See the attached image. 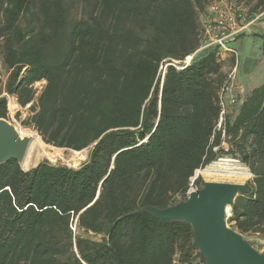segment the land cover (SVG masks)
<instances>
[{
  "label": "trees",
  "instance_id": "trees-1",
  "mask_svg": "<svg viewBox=\"0 0 264 264\" xmlns=\"http://www.w3.org/2000/svg\"><path fill=\"white\" fill-rule=\"evenodd\" d=\"M71 1L80 16L70 17L67 0H0L4 90L29 105L23 124L46 144L89 149L79 167L0 164V264L205 263L190 224L134 212L185 200L195 172L223 155L254 176L228 223L264 239V82L227 113L223 138L216 126L228 78L220 46L202 48L199 22L213 0ZM190 55L183 69H161ZM7 104L0 96V117L9 118Z\"/></svg>",
  "mask_w": 264,
  "mask_h": 264
},
{
  "label": "rangeland",
  "instance_id": "rangeland-1",
  "mask_svg": "<svg viewBox=\"0 0 264 264\" xmlns=\"http://www.w3.org/2000/svg\"><path fill=\"white\" fill-rule=\"evenodd\" d=\"M67 1L69 2L70 17L80 16L83 8L82 4L79 2H72L71 0ZM221 1L222 0H213L210 4H208L206 10L200 13L199 22H203L209 16L208 8L213 2L220 3ZM240 7L245 15H255L259 18L255 20L254 23L249 27L244 29L242 32L245 33L244 35H240L228 43V45L235 50L236 64L231 60L233 56L232 54L228 52H220L223 70L227 74L228 78V82L226 85H224L225 89H221L220 91V99L224 103L226 115L227 113L235 114L243 99L252 91V89L258 87L264 82V39L262 37V35L264 36V7L255 8L254 2L249 4L242 2ZM231 74L233 79L230 77ZM8 75L9 71L1 64L0 60V94L3 91L2 86L3 83L7 81ZM45 84V80L43 82L41 81L33 84V88L37 92L36 95L39 94ZM7 99V107L9 112L8 119L12 120L20 128V130L25 131V134L31 133L35 137L38 132L32 127L23 124V121L26 120L31 114L29 105L26 107H21L18 105L17 107L12 108L11 101L13 100V97H7ZM54 147L55 146L50 144H44L45 149L55 154L53 159H51L43 153L40 147L33 146L32 150H29L28 153L31 152V155L38 157V159L36 163L30 168L35 167L38 163L44 160H48L52 164L79 167L87 159L89 152L88 148L76 153L70 149H56ZM222 147L225 150L228 149V144L226 141L222 143ZM206 168H209L212 171V173H209L210 175L201 174L197 171L198 176L200 175L204 182L221 181L247 184L251 183L254 177L250 169L244 163L238 159L232 158L229 155H223L219 157L217 160L202 169ZM239 172L245 173V178H239ZM230 216L231 210L228 213L227 220ZM78 233L93 240H101L103 237L101 234H95L91 232L85 233L83 231H79ZM247 239L254 243L253 245L256 248L260 250L264 249V239L258 238L256 235H250ZM192 264H206V262L203 263L199 258H196L193 260Z\"/></svg>",
  "mask_w": 264,
  "mask_h": 264
},
{
  "label": "water",
  "instance_id": "water-1",
  "mask_svg": "<svg viewBox=\"0 0 264 264\" xmlns=\"http://www.w3.org/2000/svg\"><path fill=\"white\" fill-rule=\"evenodd\" d=\"M33 138L31 133L22 134L12 120L0 117V164L14 158L22 166ZM247 191L245 183L205 181L185 200L165 208L143 206L134 213L146 211L161 220L190 224L193 246L206 264H264V249L256 248L227 220L236 196Z\"/></svg>",
  "mask_w": 264,
  "mask_h": 264
},
{
  "label": "built area",
  "instance_id": "built-area-1",
  "mask_svg": "<svg viewBox=\"0 0 264 264\" xmlns=\"http://www.w3.org/2000/svg\"><path fill=\"white\" fill-rule=\"evenodd\" d=\"M223 3V4H222ZM241 3H238L237 0H222L220 3L213 2L208 10L209 16L204 20L205 31L203 34L204 44L202 48L208 47L211 45H218L222 52H228L230 54H235V50L231 48L228 43L239 36L245 28L249 27L254 23L259 17L255 19L248 20L247 15L242 12ZM193 58V55L187 56L183 60L170 59L165 60V63L161 65V69L165 71L166 67L172 65L178 69H183L188 66ZM233 79L232 74L230 75ZM5 83H3V91L0 96H7L10 98L4 88ZM225 87V86H224ZM225 88H223L224 90ZM226 112L224 103L221 101V112L220 117L217 123L216 128L222 130V137L225 138L224 122H225ZM217 149V148H215ZM198 171V170H197ZM197 171L194 176L190 178L189 188L187 190V195L192 191L199 189L198 185L195 183V180L198 176Z\"/></svg>",
  "mask_w": 264,
  "mask_h": 264
},
{
  "label": "bare ground",
  "instance_id": "bare-ground-1",
  "mask_svg": "<svg viewBox=\"0 0 264 264\" xmlns=\"http://www.w3.org/2000/svg\"><path fill=\"white\" fill-rule=\"evenodd\" d=\"M41 82V81H40ZM43 82V81H42ZM11 107L13 108L14 107V104L11 103ZM25 131L21 130V133L22 134H25L24 133ZM44 141L41 139L40 135L36 134L35 137L33 138V141L31 143V146H30V149L29 150H32L33 146H36V147H40L43 151V153L48 156L49 158L53 159L54 157V153L53 152H50L48 151L47 149L44 148ZM56 149H59L58 147H54ZM29 152V151H28ZM76 153H79L81 151H74ZM38 157L36 156H33L31 155V152L27 154L23 164H22V167L27 170L29 169L33 164L36 163ZM227 164V163H226ZM210 168V167H209ZM209 168H206V169H198V173H201V174H209V173H212V171L209 169ZM221 170V169H220ZM226 172V171H225ZM233 173V172H232ZM231 173V174H232ZM219 174V173H218ZM239 175V178H245V173H242V172H239L238 173ZM210 175V174H209ZM249 177V176H248Z\"/></svg>",
  "mask_w": 264,
  "mask_h": 264
},
{
  "label": "crops",
  "instance_id": "crops-1",
  "mask_svg": "<svg viewBox=\"0 0 264 264\" xmlns=\"http://www.w3.org/2000/svg\"><path fill=\"white\" fill-rule=\"evenodd\" d=\"M12 97H13V100L11 102L14 104V107H17L19 105L18 102H17V97L14 96V95Z\"/></svg>",
  "mask_w": 264,
  "mask_h": 264
}]
</instances>
